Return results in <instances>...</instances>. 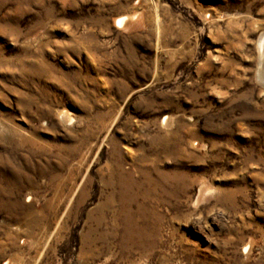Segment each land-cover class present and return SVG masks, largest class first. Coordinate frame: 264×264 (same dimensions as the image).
<instances>
[{
  "label": "rangeland",
  "instance_id": "obj_1",
  "mask_svg": "<svg viewBox=\"0 0 264 264\" xmlns=\"http://www.w3.org/2000/svg\"><path fill=\"white\" fill-rule=\"evenodd\" d=\"M261 38L264 0H0V264H264Z\"/></svg>",
  "mask_w": 264,
  "mask_h": 264
},
{
  "label": "bare ground",
  "instance_id": "obj_2",
  "mask_svg": "<svg viewBox=\"0 0 264 264\" xmlns=\"http://www.w3.org/2000/svg\"><path fill=\"white\" fill-rule=\"evenodd\" d=\"M123 21H124V19H119L118 22H119L120 24H122ZM259 48H260L261 52L264 53V38H261V39H260V41H259ZM205 190H206V189H205L204 187L201 188V190H200V195L204 194Z\"/></svg>",
  "mask_w": 264,
  "mask_h": 264
}]
</instances>
